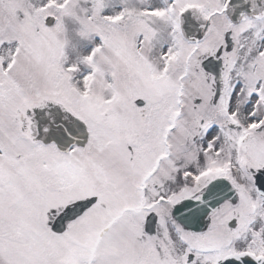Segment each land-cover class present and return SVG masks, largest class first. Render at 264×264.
Wrapping results in <instances>:
<instances>
[{"label":"snow or ice","instance_id":"6c2138e0","mask_svg":"<svg viewBox=\"0 0 264 264\" xmlns=\"http://www.w3.org/2000/svg\"><path fill=\"white\" fill-rule=\"evenodd\" d=\"M0 264H264V0H0Z\"/></svg>","mask_w":264,"mask_h":264}]
</instances>
